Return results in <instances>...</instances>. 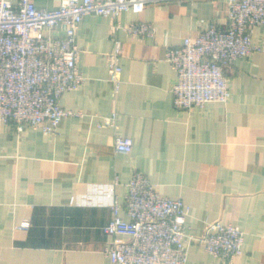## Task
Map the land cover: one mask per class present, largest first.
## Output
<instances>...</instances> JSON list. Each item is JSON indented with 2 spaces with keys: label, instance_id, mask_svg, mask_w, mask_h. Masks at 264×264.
<instances>
[{
  "label": "crops",
  "instance_id": "1",
  "mask_svg": "<svg viewBox=\"0 0 264 264\" xmlns=\"http://www.w3.org/2000/svg\"><path fill=\"white\" fill-rule=\"evenodd\" d=\"M35 3L56 9L61 0ZM226 12V0H160L115 18L83 19L75 44L85 80L60 98L75 114L52 134L0 120V264H115L106 253L110 206L71 200L115 178L122 200L135 171L190 207L187 234H202L217 219L244 231L240 254L224 260L190 243L186 264H264V25L252 35L262 49L226 69L227 102L176 107V72L165 59L187 36L225 25ZM134 21L152 23L155 33L131 35L124 26ZM115 40L123 46L116 97L108 58ZM114 111L117 127L101 126ZM116 134L133 139L130 153L115 151ZM121 216L127 218L124 210Z\"/></svg>",
  "mask_w": 264,
  "mask_h": 264
},
{
  "label": "built area",
  "instance_id": "2",
  "mask_svg": "<svg viewBox=\"0 0 264 264\" xmlns=\"http://www.w3.org/2000/svg\"><path fill=\"white\" fill-rule=\"evenodd\" d=\"M158 1L61 0L58 8L47 9L38 7L35 0H0V120L18 131L31 127L46 134L57 132L62 119L75 114L61 106L62 94L85 80L75 44L83 19L92 14L115 18ZM226 4L225 25L211 23L196 36H187L181 46L166 50L165 59L176 72L174 103L180 109L227 102L232 91L226 69L236 59L262 49L253 43L252 35L257 26L264 25V0H226ZM60 25L64 33L58 31ZM124 29L133 36L155 33L154 25L143 21L131 22ZM122 50V42L115 40L108 57L115 97L122 85ZM100 125L116 128L118 113L106 116ZM133 146L132 138L116 134L117 153H130ZM118 184L119 178L92 183L86 193L71 200L75 205L110 206L113 217L106 230L112 239L106 253L115 264H186L190 243L224 260L241 253L244 231L220 219L208 220L202 234H187L190 207L181 198L162 196L145 173H133L122 200ZM122 210L127 218L121 216Z\"/></svg>",
  "mask_w": 264,
  "mask_h": 264
}]
</instances>
